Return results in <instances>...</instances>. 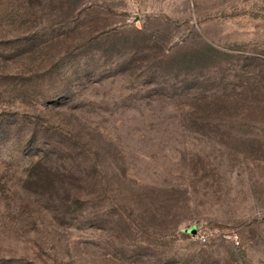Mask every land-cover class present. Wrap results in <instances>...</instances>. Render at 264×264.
<instances>
[{"label":"rangeland","instance_id":"rangeland-1","mask_svg":"<svg viewBox=\"0 0 264 264\" xmlns=\"http://www.w3.org/2000/svg\"><path fill=\"white\" fill-rule=\"evenodd\" d=\"M0 264H264V0H0Z\"/></svg>","mask_w":264,"mask_h":264}]
</instances>
